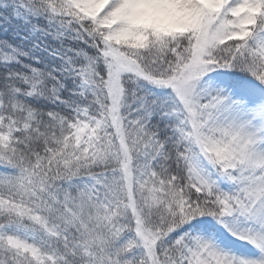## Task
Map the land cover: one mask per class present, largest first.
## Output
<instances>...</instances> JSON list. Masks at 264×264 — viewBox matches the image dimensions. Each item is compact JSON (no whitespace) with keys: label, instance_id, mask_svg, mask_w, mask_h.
Returning <instances> with one entry per match:
<instances>
[{"label":"snow or ice","instance_id":"snow-or-ice-1","mask_svg":"<svg viewBox=\"0 0 264 264\" xmlns=\"http://www.w3.org/2000/svg\"><path fill=\"white\" fill-rule=\"evenodd\" d=\"M0 264H264V0H0Z\"/></svg>","mask_w":264,"mask_h":264}]
</instances>
